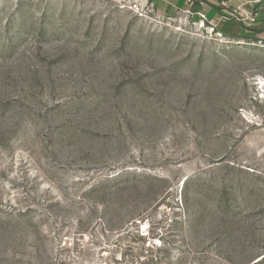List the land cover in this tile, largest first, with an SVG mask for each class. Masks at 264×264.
Masks as SVG:
<instances>
[{
	"label": "rangeland",
	"instance_id": "rangeland-1",
	"mask_svg": "<svg viewBox=\"0 0 264 264\" xmlns=\"http://www.w3.org/2000/svg\"><path fill=\"white\" fill-rule=\"evenodd\" d=\"M132 0H0V264H264V41Z\"/></svg>",
	"mask_w": 264,
	"mask_h": 264
},
{
	"label": "crops",
	"instance_id": "crops-1",
	"mask_svg": "<svg viewBox=\"0 0 264 264\" xmlns=\"http://www.w3.org/2000/svg\"><path fill=\"white\" fill-rule=\"evenodd\" d=\"M158 17L180 13L206 23L224 36L237 40L264 41V0H147Z\"/></svg>",
	"mask_w": 264,
	"mask_h": 264
},
{
	"label": "built area",
	"instance_id": "built-area-1",
	"mask_svg": "<svg viewBox=\"0 0 264 264\" xmlns=\"http://www.w3.org/2000/svg\"><path fill=\"white\" fill-rule=\"evenodd\" d=\"M187 1L190 2L191 0ZM130 8L142 17H146L153 13L152 7L147 0H132ZM187 15H190V13L187 12ZM197 15L199 16L201 22L206 21L205 15L202 12L197 13Z\"/></svg>",
	"mask_w": 264,
	"mask_h": 264
}]
</instances>
